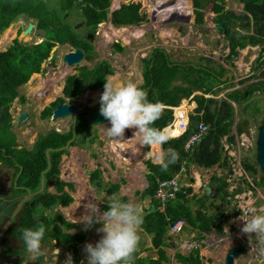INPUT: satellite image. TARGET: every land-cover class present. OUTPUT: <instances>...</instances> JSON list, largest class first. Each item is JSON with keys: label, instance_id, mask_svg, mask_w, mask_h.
I'll return each instance as SVG.
<instances>
[{"label": "trees", "instance_id": "1", "mask_svg": "<svg viewBox=\"0 0 264 264\" xmlns=\"http://www.w3.org/2000/svg\"><path fill=\"white\" fill-rule=\"evenodd\" d=\"M7 3H3V0H0V35L1 33L8 27L10 21L15 19L18 14L25 13L30 17L37 18V28L43 31L45 35V40L41 43L44 44V53L38 58L34 55L33 47L38 45H27L26 43L20 42L17 38H14L13 41L8 42V46L5 50L0 51V162L2 164H10L16 170V173L19 174L18 182L24 184V187H27L31 190L37 189V185L39 184L41 171L47 167V158H46V150L50 149L49 156L51 161L50 170H48L45 176H51L53 178H57V174L59 173L58 163L60 160V153L65 151L64 149L58 150L59 147L65 144V141L72 137V132L68 134H63L64 138H62L54 129L46 130L44 133H41L37 139L32 144V147L25 148L19 145L16 136L10 130L12 116L6 115V109L9 108L11 103L14 101L16 97L20 98V102L24 103L25 98L23 96H19L17 88L23 83L27 82L29 79L30 73L33 71H37L41 63L49 57L50 49L54 45L55 42L63 43L69 42L75 47H82L85 49L88 48L87 42L81 37H76L72 28H66L64 23V13L66 11L73 12L75 10V6L80 5L82 8L81 12L84 14V21L89 27H91V31L94 30L95 25L100 23L102 20H107L109 15L112 17V20L116 23H138L140 21H157V22H176L174 16L167 10L170 8L172 1L177 2L175 5L176 9H179L181 12L190 11L189 5L180 0H144L143 6L144 9L140 10V4L137 3V0H132L129 4H120L124 0H81L82 2H86L83 6L79 2L76 4V0H56L57 5L53 6L51 4L52 0H7ZM197 1V0H196ZM200 1V0H198ZM197 1V2H198ZM243 1V0H242ZM246 1V0H245ZM249 1V2H248ZM257 0H247V3L255 4ZM262 1V2H260ZM114 3V7H110V4ZM142 3V1H140ZM259 3L264 4V0H259ZM195 7L200 6L194 2ZM42 6V8H40ZM262 7L256 9V13L262 11ZM196 11V10H195ZM198 12V11H197ZM109 14V15H108ZM197 14V13H196ZM217 17V15L215 16ZM20 20L23 17H18ZM200 22L201 17L195 19ZM215 23L221 22V19L214 18ZM258 30L261 33H264V22L261 24H256ZM242 27L241 31H238L239 28ZM256 28V29H257ZM249 29L248 24L243 25H226V36L230 41V45L232 48V52L228 55L232 57V54L235 53V48L237 46H244L247 41L254 40V36L243 34V31ZM65 32L67 33V38L64 37ZM116 48L121 50L123 49L119 44H116ZM152 54L153 56L144 58V69L142 72L144 79H155L150 81L149 83L144 81L143 87L146 91H150L149 84L153 83L155 85V81L164 80L165 82H170L175 79H182L187 74L188 71L191 74H195V77H191L187 74V80L195 83H204L201 81L202 75H198L200 72H206L205 70L194 69L193 67L186 68L184 63H173L163 54L156 52ZM164 57L165 59L157 58ZM38 59L40 63L38 62ZM210 61V60H209ZM256 61H260L259 58H256ZM110 66L107 61L103 60L99 65L93 70H89L86 67L81 68V72L79 74L71 75L67 77L66 84L64 87V94L66 96H70L73 92H75L79 87L86 83L95 82V86L104 85L106 81V74L110 73ZM217 75H221V72L216 71ZM264 74V70L260 72V75ZM164 76V77H163ZM214 78L208 80V85L202 84L201 86H206L204 91H213L214 87L217 85L216 82L219 81V76H215L212 74ZM148 83V84H147ZM184 83V82H183ZM260 81L252 82L245 90L243 96H247L251 94L254 90L258 89L257 84ZM182 84V83H181ZM252 88V89H251ZM46 89V88H44ZM60 91V87H52L50 94H57ZM180 92L181 95H188L190 92L188 90H184L181 85L178 87V90L175 92L173 99H169L172 96L169 95L167 104H178L181 95L177 96V93ZM227 97L235 101L236 103H240L242 100L238 99V96L234 95V92L227 93ZM240 98V97H239ZM198 103H203L204 100L208 101V107H212L211 110L208 111V107H204L203 111L204 118L206 120L205 124L207 126V131L203 135L200 143H195L191 145L189 149L184 148L185 141L189 137V135L194 131V125L190 126V128L182 135L173 140H171L168 144L164 145V148L167 149L169 147L175 149L179 153L180 159L174 165L169 167L167 172H162L157 166L150 164L151 174H147L146 178L148 181V186L143 190L142 197L150 196L155 204V211L150 212L145 215L144 223L146 227L149 229L148 232L152 235V241L158 245L162 242V236L166 233V231L170 228L172 224L177 222L178 220H183L185 224H191L193 227L198 228L201 231L209 232L214 225V215L207 214L203 209L205 208V201H207L210 197L204 192L200 197L191 196V199L194 198L196 203L189 204L187 202L186 194L191 192L190 187L181 186L180 190L177 192L176 197L172 200L166 202V206L164 210H159V204L154 197L155 189L157 186V182L160 179H167L172 177V175L179 171L180 166L184 163L186 166H190L192 164L209 168L211 166H218L222 169H228V174L224 176L217 177L215 187L216 198H220L224 202H228L227 196H234L241 192H244L245 187L244 178L239 179L236 183V187L233 190H230V186L235 183L234 178H232L229 182L234 181V183H230L226 181V177H232V171L234 168H231L230 163L228 162V155L225 151H223L221 139L223 136H227V138L233 141V136L230 135V124L232 120V107L231 104L226 102L225 99L217 100L216 98H206L202 95L195 97ZM65 101L63 97H59L53 101L52 106L57 103H61ZM220 102H223L222 105H219ZM233 106V105H232ZM228 107L227 111L224 114L221 113L224 109ZM48 108V107H47ZM46 108V109H47ZM45 109V110H46ZM87 107H84L83 110H86ZM180 109V108H179ZM43 110L40 113V117L42 119H46L48 115L51 114L50 110L44 112ZM199 111V108L196 109ZM178 113V112H177ZM190 116V124L192 120H196L197 118H202L198 113L193 112ZM228 114V115H226ZM87 116L84 112L78 114L76 116V129L78 131H82L83 133L90 134L91 131L89 127V120L87 121ZM227 116V117H226ZM178 123L175 122L174 128H166L165 131L170 135L179 134L182 130H184L185 125V117L184 110L177 115ZM227 119V122L224 120ZM229 119V120H228ZM198 122V121H197ZM209 125H208V124ZM156 127L162 128L163 121L156 122ZM196 129V127H195ZM242 129V125L237 126L236 133L240 132ZM130 133V132H129ZM131 133H133L131 131ZM130 135V134H129ZM132 136V134H131ZM127 140L126 138H124ZM124 140V141H125ZM122 142V141H119ZM223 151V152H222ZM129 153V152H128ZM245 170H252L255 167H251L247 162H244ZM94 171L92 174V181H98L95 185L96 190H102L100 178V174L97 175ZM66 182H61L58 184L57 191L62 190L63 184ZM256 184H264V178L261 175V181L255 180ZM69 188H73V185L68 183ZM106 188V196H112L110 194H117L113 191H116L118 187L105 184ZM214 190V191H215ZM105 196V197H106ZM126 198L123 196V199ZM72 197L66 190H62L61 194H48L46 197L42 198L40 202L45 207H50L51 205L60 202L63 206L69 205L72 202ZM263 199H256V203L260 204ZM196 205V208H192ZM102 210H107V206L104 204L101 207ZM35 207H25L22 209L21 214V224L18 228V232L21 233V229L25 227H33L36 224L37 220L33 217V212ZM52 219H47L46 224L54 222ZM57 220L61 221V225L63 228H69L73 223L61 218L60 216L55 217ZM217 230H221L220 225L216 224ZM62 227L59 224H55L54 230L57 232V241L62 242L65 248L70 252L73 264H87V262H81V259L78 257V247L79 243L86 239L87 233L86 231H79L77 235H67V232L62 230ZM194 264H199V260L196 258H192Z\"/></svg>", "mask_w": 264, "mask_h": 264}, {"label": "rangeland", "instance_id": "2", "mask_svg": "<svg viewBox=\"0 0 264 264\" xmlns=\"http://www.w3.org/2000/svg\"><path fill=\"white\" fill-rule=\"evenodd\" d=\"M140 1H142V3H140ZM143 1L144 0L136 1L137 3L140 4L139 5L140 10L144 9ZM180 1H183L187 5H189V9H191V12L189 11L181 12L179 9H176L175 6L173 5H171V8L167 10L173 14L179 13V16H174V17L179 18L181 20H176V22H173V24L171 25H163V24L147 25L144 23H140L138 25L137 24L128 25L130 26L131 30L139 36L127 42L129 40L128 35L121 34L123 35L124 40L127 42L124 43L125 45H121L119 43L123 48L121 50H117L116 47L111 44V41L110 42L106 41L103 37L101 38L96 37L94 41L91 42L92 53L89 56L92 57V55H94V57L96 56L98 60L105 59L106 61L109 62L114 72L113 74H111V76H108L107 79L116 86L120 84V81L122 83H127L129 81L137 83L139 81L140 84L141 81H143L142 71L145 67L143 58L153 56L152 54L155 53L156 49L158 50L156 52L160 53L161 55L163 54L173 63H177V62L184 63L186 68H189L191 66L197 70L198 69L207 70L208 64L212 66H216L217 69H219V66H223V68H225L226 71H224L223 75L220 77L219 79L220 82H216L215 85L217 86L214 87L211 93L209 91H204V88L206 86L202 87L201 85L202 84L208 85V80L214 78L212 76L213 71H211V73H205L202 71L198 74L203 76L201 81L205 83L202 84L191 82L188 80L185 82L187 74L190 75L191 73H193V72L189 73L188 71H186L187 74L184 76V78L181 79V81L179 80L180 78L172 80L170 82H165L163 79L157 80L155 81V85L153 83H150L149 88L151 91L155 92L156 94L154 95L152 92V97L154 98V101H159L162 104H167L166 101H168L169 95L170 96L174 95L175 92L178 90V87L181 85V87L184 90H188V92L190 93L188 95H186V93L182 94L178 104H167V105H170L172 107L175 106L182 107V105L180 104H183V106L186 105L187 109L185 108V114L187 110H188V115L193 112L201 114L202 121L204 122H206V120L204 118L205 111H203V108L208 107V101L204 100L203 103H198L195 99L196 96L202 95L206 98H216L217 100L225 99L226 102L230 103L232 107V115H231L232 120L230 124L229 134L232 136L236 135L237 126L239 124L242 125V128H244L238 141L234 140L233 142H229L227 140V137L223 138L221 141V143L224 142V149H225L224 151L228 155V162L230 163L231 168H234V170L232 171V177H229L231 179L234 178L235 181V183L234 181H231V183H234L231 190H233L236 187L237 184L236 182L239 179L244 178V180H246L245 187L248 186V188L244 189L245 190L244 192L247 195L245 198H248V196L251 198V196H253L255 197L254 198L255 200L258 198L263 199L261 203H264V184L255 183V180L261 181V175L264 178V172L262 174L259 165L257 163V157H256V141L258 138L259 127L261 126L264 120V90H254V92L248 94L246 97L243 96L246 88L252 82L263 80L262 77L264 76V74L259 75V71L261 69V65H260L261 60L256 61L254 57L258 51L257 49L258 47L251 48V46L246 45L244 48L238 49V53L232 55L231 58L227 59V56L232 52V48L229 41H226L225 38H222V33L216 32L215 28H213L214 25H212L209 20V17L211 15L209 12V7H207L206 5L210 6L211 3L208 2L209 4H206L205 0H200V1L197 0L198 2L196 0H180ZM231 1H242V0H226V4H227L226 6H231L233 9H235V5L232 4ZM7 2H8L7 0H3L4 4ZM129 2L130 0H124V3L126 4ZM194 2L197 3V5L200 4V7L198 6V8H196V11L194 10L195 8ZM53 3L57 5L56 2H52V4ZM245 3L247 5V0L245 1ZM84 4L85 3H83L82 5L84 6ZM40 8H42V6H40ZM197 16L201 17L200 24L198 23L197 20H195ZM29 18L30 17L28 18L23 17L21 20L18 17L15 18L14 22L10 24L9 28L1 33L0 50H5L8 46V42L14 39L13 33L16 29V22L17 21L22 22L24 20L23 22L27 24L31 20ZM73 18L77 20V23H80L78 27H81V29H77L74 26V23L70 24L69 22H65V26L66 28H72L73 31H75L74 35L76 37H81L83 33L86 32L85 27L83 26L84 21H82L85 18L84 14L83 12H80V15L74 14ZM235 18H236L235 20L232 19V15L230 13L224 14L223 15V19L225 20L224 24L230 26L249 24V19L246 13L244 12L238 13V15ZM36 20L37 18L35 19V21ZM103 23L104 22H102L101 24ZM115 27H118V25H115ZM102 28H107V26L104 25L103 27H101L98 24L96 28L97 29L96 33H98L99 30L101 32L108 31L107 29L101 30ZM20 31L22 32L23 30L21 29ZM115 33L117 34L116 31ZM244 33L249 34V32H244ZM41 34L42 31L37 29V30H33L32 33H30L29 39H27V37H25L23 34H18L16 38H18L21 42H25L27 40L29 44H36L40 40L37 37L41 36ZM64 37L67 38L66 32L64 34ZM42 39H45V37H43ZM43 43L33 47L34 55L37 58L44 53ZM73 49L74 48L70 47L68 44L54 43V45L51 47V50H54V52L50 53V55L63 56L65 52ZM157 58H161L163 60L165 59L164 57H159V56H157ZM252 59L255 60L251 62ZM38 62L40 63L39 59ZM66 68L68 67L66 66L64 61H61L60 59H56L53 62H49V60H47L46 58V60L41 63V67L36 72L33 71L30 73L29 80L17 88L19 96L23 95L26 97V103L20 102V98L17 97L11 103L9 108L6 109V115H9L11 117V113L13 114L14 116L12 121L13 124H14L15 116L17 114L20 113L24 114L25 112H27V115H29L28 120L21 122L18 125L12 126V130L20 146H24L25 148L28 146H32L34 141L37 139L38 135L40 133H44L46 130L53 129L55 127H59L61 129L67 128V124L65 123L55 124L51 122L50 119H42L39 116V113L44 105L49 104V102L52 101L54 98L62 95L60 93L58 95L50 94V93L47 94L46 92H43V90L44 88H47V86H50L49 90H51L52 87H57L56 82L62 78L63 76L62 72L65 70L67 71ZM76 70L77 69L71 66L68 70L69 72L68 76H70V74L75 72ZM193 75L195 74H191L190 76L194 77ZM228 78H230V81L228 80ZM65 79H67V77ZM146 80L149 83L150 81L155 79H146ZM259 85H262L263 87L264 81H260V83H258V87ZM102 91L103 89L101 88L100 92ZM232 92H234V95L238 96V99L242 100L240 103H236L235 101H232L227 97V93H232ZM40 93L47 94L45 97H43L42 100L43 102H40L41 101L40 99L42 98L40 99L38 98L37 94ZM98 96L100 95H97V97ZM80 99L81 98H79L76 102H80ZM169 99L172 100L173 96ZM222 104L223 102L219 103V105ZM197 108H199L198 112L196 111ZM211 108L212 107H208V111L211 110ZM227 109L228 107H226L225 110L221 109L223 110L221 113L224 114L225 112H227L230 115V112L227 111ZM47 110H50L53 116V112L55 109L52 108V106H49L44 112H46ZM85 117L88 121L89 116H85ZM225 121L227 122V119ZM91 126L92 124L90 123L89 127ZM92 129L95 131V126H93ZM129 130L131 131L132 129ZM125 137H126V131H125ZM113 141L115 143L117 142V140H113ZM113 141H111L112 150L118 153L117 154L118 156H121V154L124 153L130 155L126 150L129 148L128 146H124L123 144L119 143V141L117 142V144H115L113 143ZM139 148L144 150L145 146H139ZM74 150L75 149L71 151ZM121 150L123 153L121 152ZM137 154H140L139 156L141 157V153L138 152L134 154L135 159H137ZM105 160L109 163V166L111 168L109 170V174H106L107 178H109L110 180L117 179L119 182L121 181L122 183L125 181V183L130 184L125 192L131 195L132 192H135L133 190L136 187L139 188L141 186L140 178H142V175L140 177L139 173L132 174V171L134 170H131L130 167L136 169L137 171L143 172L145 170V167H147L146 163L148 162V160H143V162H139L138 160H136L138 161L137 168H134L131 165V163H134L131 161H123L120 167H118L116 164H115L116 166L113 167V162L109 157H107ZM244 162H247L252 168L253 167L255 168H253L252 170H245ZM3 167L6 166L3 165ZM10 168L14 169L12 165ZM217 170H220V172H224V174H228V169H222V168L220 169V167L218 166H215L211 168L209 171H206L205 168L197 165H192L191 169H189L187 173L191 171H198L200 172V174L209 173V175H211V174H216ZM96 174L99 175L100 173L96 172ZM126 177L129 178L130 180L129 182H127ZM178 182L180 186H182L180 179H178ZM123 187L125 186L123 185ZM93 188H95L94 184H93ZM98 191H102V190H98ZM236 204L238 205L239 203L237 202ZM243 206L244 205L242 204L237 207L240 208Z\"/></svg>", "mask_w": 264, "mask_h": 264}, {"label": "crops", "instance_id": "3", "mask_svg": "<svg viewBox=\"0 0 264 264\" xmlns=\"http://www.w3.org/2000/svg\"><path fill=\"white\" fill-rule=\"evenodd\" d=\"M255 5H258V7L254 8L253 10L254 18L252 25L257 28V23L261 24L264 22V4H259V0H257L255 2ZM259 7H262V11L256 13L255 10ZM13 20L10 21V24L13 22ZM10 24L5 30L9 28ZM17 28L18 26H16V29L13 33V38L15 37ZM103 60L105 61V59L98 60L96 56L91 57L86 53L83 55L80 63L72 65L73 68L77 70L71 73L70 76L79 74L82 67L93 70V68H96ZM107 63L109 64L108 61ZM66 66L68 68L71 67L69 65ZM110 70L111 72L106 74L105 76L106 81H108V76H111V74H113L114 72L112 68ZM262 70H264V59H262L260 71ZM68 73L69 72H67L66 70L63 71L62 78L56 82V85L60 87V91L55 95H58L59 93L62 95L56 98H54V95L53 98L56 100L59 97H63L66 102L77 104L78 108L80 109H84V107H87L85 111H87V115L90 117V119H92V114L100 108L99 96L97 97V95H100L103 92H100L101 88L103 89V85H99L96 87L95 82L92 81L91 83H86L79 87L70 96H66L63 90L67 80L65 78L68 77ZM179 80L181 81V79ZM144 81L146 82V79H144ZM120 84H122V82ZM49 87L50 86L44 89L43 92H46L47 94L50 93L51 90H49ZM256 90H264V86L262 87V85H259L258 89ZM152 92L153 91L151 90L147 91L148 99L152 102H156L152 97ZM40 94L38 95L39 99ZM153 94L156 95L155 92H153ZM180 95L181 93L178 92L177 96ZM23 97L26 99L25 96ZM79 98H81L80 102H76ZM54 99L52 101H54ZM24 103H26V100ZM179 108L182 107H172L165 104L166 110L162 118L157 121H163V130L166 127L174 128L176 125L175 122H179L177 117V112L180 110ZM198 115L201 116V114ZM190 116H192V114L188 115V110L185 114L184 108V117L188 129L193 125L195 129L197 123L199 121H202V118L192 120L190 124ZM53 129L56 130L55 132H57L62 138H64L63 133L59 132L57 128ZM131 131L134 132V129H132ZM131 131L129 130L130 133ZM89 132L91 134L90 136L80 134L79 140L77 141V144L75 146H69L67 139L65 141V144L58 148V150L64 149L65 151L60 153V160L58 163L59 173L57 174V180L58 182L60 181V183L58 184H61V182H66L62 186V190L68 191L73 199L69 205L63 206L60 202H57L50 207H45L40 202V200L46 197L48 194H61L62 191H57V183L50 185L45 184V180H47V178L44 173L46 172V169L51 166L49 156L50 149L46 150L47 167L41 171L40 181L37 185V189L35 190L24 187L23 183L18 182L20 173H16L15 169H11L10 164H2L0 162V210H3L4 208L6 210V208H8L7 212L2 217V233L0 230V264H56V257L52 254L54 248L60 249V255L57 258V264H63L64 260L67 258V254H69L70 252L65 248L62 242H58L56 239L57 232L54 230V226L55 224H59V226L62 227V225L61 221L57 220L55 217L60 216L61 218L74 224L69 228L62 227V230L64 232H68L71 229H74L75 232L72 235H77L79 231H84L83 226L80 223L75 222L79 219V216L84 213L85 209L83 205L89 200H103V202H95L97 203L101 211H105L101 209L102 205L105 204L107 206V201L109 199V196H106L105 194L107 188L105 184L109 185L111 188H114L112 186L116 185L118 189L113 192L117 193L122 199L123 196H125L126 198H124V200L137 198L134 199V202L140 205L143 209V224L140 231L141 240L139 249L135 253L133 264H194L192 258H197L199 260V264H203L204 262L208 264H224L225 255L232 247L237 248L239 251L238 256L233 258V264H261V259H258L256 255L257 245L255 243L250 244L248 236L242 235L240 233V228L243 222L239 219V216L241 215L240 209H243L249 205H253L257 207L258 210L264 211V203L260 202V204H257L256 200L254 199L255 197L253 196H251V198L249 196L248 198H245L247 196L245 192H241L234 196H227L228 202H224L220 198H216L217 191L213 186H217V177L226 175L224 174V172H220V170H217L216 174L211 175H209V173L200 174V172L198 171H191L187 173L188 170L191 169V166L194 164L190 166H186L184 163L181 164V168H183L184 172L176 171L172 176L177 175L178 179L181 180L182 186L191 188V192L186 194L187 202L189 204L196 203V200H194V198L191 199V196L194 195V197H200L207 185L212 187V192L213 190H215L213 193H211V195H209L210 198L205 201V208L203 209V211H205L207 214L214 215L215 223L214 225H212V228L209 232L201 231L198 228L193 227L191 224H184L183 230L180 233H174L169 228L162 236V242L156 245L152 241L153 234H150L148 232L149 229L144 223L145 215L149 214L153 210L155 211V204L152 198L150 196L144 198L142 197L143 190L148 186V181L146 178L147 172H145V170L143 172L137 171L136 169H133L129 166L131 170H134L132 171V174L139 173L140 177L142 175V178H140V185L143 187L140 186L139 188H135L140 189V193L137 197L134 196V192H132L131 195L125 192L130 185L129 183H125V181L122 183L117 179L110 180L106 175L109 174V170L111 169L109 163L105 160L107 157L112 160L113 167H115L116 165L120 167L123 162L119 160V157L117 155L118 153H115L110 148L109 143L113 140L108 138L105 134H102V131L99 132L102 135H95L96 133L94 130H91ZM129 132L126 133V137L129 136ZM181 132L182 134L184 133L183 130ZM181 132L178 135L172 137L177 138L178 136L182 135ZM98 136L100 137L97 138ZM91 137L94 138L90 140ZM239 138L240 137L237 134L233 136V139L236 141H238ZM121 143H123L124 146L129 147L126 150L131 156H133L134 159V161L133 159L131 160V162H134L131 163V165L134 168H137L138 161L143 162V155L149 150L148 147L145 146L144 150L139 148L140 145H137L136 139L134 137H130V139L122 141ZM17 147L20 148L21 146L18 145ZM31 147L32 146H28L27 148L30 149ZM137 148L139 149V153H141V157L139 156L140 154H137V159H135L134 153L137 151ZM73 149L75 150L71 151ZM158 151L159 149H154V155L158 153ZM121 158H123V154H121ZM150 164L153 163L148 160V162L146 163L148 169H150ZM3 165H5L6 167H3ZM215 166L216 165L205 169L206 171H209ZM96 170L100 171V178L102 179L100 180L102 191L96 190L97 186L95 184L98 181L91 180L92 174ZM230 179L231 178L226 177L227 182H229ZM126 180L127 182L130 181L128 177H126ZM212 181H215L216 183H213ZM68 183L72 184L73 188H69ZM230 183L231 182H229V184ZM93 184L95 185V188H93ZM123 185L125 187H123ZM135 189L133 191H135ZM229 189H232V185ZM24 196L26 201L21 202V199H23ZM237 202L239 203L238 205L236 204ZM241 203L244 206L238 208L237 206L242 205ZM25 207H35L33 217L37 220V222L36 224H34V226L39 223H44L47 228L45 238L42 241V248L45 252V255L35 262H30L29 254L25 251L24 245L19 240L21 233L18 232V228L21 224L22 209ZM196 207L197 206L194 205L192 208L194 209ZM16 208L19 209L12 217L10 214L14 212ZM216 215L220 216V218H216ZM52 217H54V222H48L46 224L45 222H47V219H52ZM216 224L220 225L221 230H217ZM98 227H100V225L94 223L93 226L88 231H86V239L79 243V246L77 244L78 257L81 259V262H87L86 253L83 251L85 243H92L94 245L103 235V233H98L96 231ZM189 240H196L197 242H199V246L197 248L185 250L182 247V243Z\"/></svg>", "mask_w": 264, "mask_h": 264}, {"label": "clouds", "instance_id": "4", "mask_svg": "<svg viewBox=\"0 0 264 264\" xmlns=\"http://www.w3.org/2000/svg\"><path fill=\"white\" fill-rule=\"evenodd\" d=\"M205 1L206 4L211 3L215 5V8L212 11H210V13L213 12L215 13L213 18H215V16L218 15L217 17L221 19V22L219 23H215L214 21V23L212 24V22L210 21L211 24L214 25L213 28H215L216 32L219 31V29L216 28V24L225 25L224 24L225 20L223 19V15L228 13H230L232 15V19L235 20L236 19L235 17L238 15V13L244 12L246 13L249 19V23L252 24L254 18L253 10L254 8L258 7V5L250 4V3H247L246 5L245 1H231V3L235 5V9H233L231 6H226L227 5L226 0H205ZM175 3L177 2L175 1L171 2L173 6L176 5ZM259 4L262 5V3ZM196 8L198 7H195L194 10H196ZM188 11L189 10H187L186 12ZM189 12H191V9ZM171 14L173 16H179V13L176 14L171 13ZM174 18L176 20H181L176 17ZM30 23L33 24V27L28 33H24L28 24ZM30 23L25 24V22L17 21L16 26H18V28L16 30L14 38H16L18 34H23L25 37H27V39H29L30 33H32L33 30L39 29L37 28V20L36 21L34 20ZM198 23L200 24V22ZM78 25H80V23H74V26L77 29H81V27H78ZM97 25L98 24H96L94 30L91 31V27H89V25H87L86 22H84L83 26L85 27L86 32H88L92 36L89 38L86 37L87 33L85 32L83 33L81 38L87 42L89 49H85L82 47H75L69 42H63L60 44H68L70 47H73L74 49L81 48L84 54L87 53L88 55H90L92 53L91 42H93L96 37L97 38L103 37L106 41L109 42L111 41V44L116 47V44L120 43L121 45H125L124 43H127L139 36L131 30L130 26L128 25L120 26L113 21H108L106 23L99 24V26L101 27L106 25L107 28H102L101 30L107 29L108 31L101 32L99 30L98 33H96ZM115 25H118V27H115ZM21 29L23 30L22 32L20 31ZM115 31L117 32V34L115 33ZM121 34H127L129 40L126 42L124 40L123 35ZM43 37H45V35L43 34L42 31L41 36L37 37L40 40L35 45H38L41 42H43L45 40L42 39ZM22 43H26L27 46L28 42L26 40L25 42ZM55 43H59V42H55ZM28 45L31 46L33 44L28 43ZM73 50H69V51H73ZM53 52L54 50L50 49V53ZM50 53H49V57L54 56V55H50ZM49 57L47 58V60H49ZM60 57H61L60 60L62 61V56ZM92 57H94V55H92ZM255 59H252L251 62H253V60ZM260 60L262 63V59ZM205 71L208 73H211V71H213L212 74H214L215 76H219L220 79V77L223 75V72L226 70L225 68H223V66H219V69H217L216 66H212L208 64V69ZM216 71L221 72V75H217L215 73ZM260 72L261 71H259V75ZM193 76L195 77V75ZM263 77H262L263 80H259V81H264ZM228 80L230 81V78H228ZM186 81L187 78L185 82ZM99 104H100L99 112L109 122L110 126L105 127L103 125H99L98 127H100L103 134H105L108 138L117 141H124L125 131L128 129H134L133 137H135L137 145L147 146L149 149L143 155L144 160L151 161L153 165L157 166L162 172H167L171 165H174L178 162V160L180 159L179 153L171 147L167 149L164 148V145L168 144L171 140L175 139L172 136H176L178 134L170 135L162 128L155 126L156 122L162 118L166 110L165 104H162L159 101L156 102L150 101L148 99V93L143 87L132 81H129L127 83H122L119 86H115L110 81H105L103 85V92L99 96ZM199 123L205 124L204 121H199L194 131L197 130ZM243 129L244 128H242V130L238 132L240 134L236 133L239 137L241 136ZM187 130L188 127L186 123L184 125V130H183L184 133ZM227 140L229 142H232L228 138ZM222 147L224 149V142H222ZM154 149H159L158 153H156L155 155L153 153ZM138 152L139 149L137 148L136 153ZM256 157H257V144H256ZM180 170H181V166L179 172H182ZM145 172L151 174L150 172H148L147 167H145ZM95 201L103 202V200H89L87 203L83 205L85 209L84 213L80 215L79 219L75 222V223H80L83 226L84 231H88L93 226L94 223L99 224L100 227H98L96 231L98 233H103V235L94 245L92 243H85L83 251L86 253L87 264H133L134 256L139 249V244L141 240L140 231H141V226L143 224V216H144L142 207L137 203H135L134 199L130 198L128 200H124L118 194H113L108 199L107 210L105 211H101ZM240 211H241V215L239 219L243 222L240 228V233L242 235L248 236L250 244L255 243L257 245V249H256L257 258L261 259V264H264V211L258 210L257 207L253 205H249L243 209H240ZM20 231L21 234L19 240L24 245L25 251L29 254L30 262H35L38 259H40L42 256H44L45 252L42 248V241L44 240L47 231L46 225L44 223H39L33 227L22 228ZM74 232L75 230L71 229L70 231L67 232V235H72L74 234ZM52 254L56 257V264H57V258L60 255V249L54 248ZM63 264H72L70 253L67 254V258L64 260Z\"/></svg>", "mask_w": 264, "mask_h": 264}, {"label": "bare ground", "instance_id": "5", "mask_svg": "<svg viewBox=\"0 0 264 264\" xmlns=\"http://www.w3.org/2000/svg\"><path fill=\"white\" fill-rule=\"evenodd\" d=\"M54 1H56V0H52L51 1V4H52V2H54ZM132 0H130V2H131ZM79 2L81 3V5L83 4V3H85L86 4V2H82L81 0H76V4H79ZM129 2V3H130ZM122 4H126V3H124V1L123 2H121ZM120 3V4H121ZM129 3H127V4H129ZM84 4V5H85ZM53 6H55L54 4H52ZM115 6V4L114 3H111L110 4V6H109V8L110 7H114ZM81 10H82V8L80 7V5H78V6H75V10L73 11V12H68V11H66L65 13H64V23L65 22H69L70 24H73V23H77V20L76 19H74L73 18V15L74 14H79L80 15V12H81ZM109 15V14H108ZM28 15H26L25 13H20V14H18L17 15V17H26V18H28V17H30V16H28ZM17 17H15V18H17ZM29 19H31L30 20V22H32V21H34L36 18H34V17H30ZM24 21V20H23ZM22 21V22H23ZM82 21H84V19L82 20ZM105 21H113L112 20V17L109 15V17H108V19L107 20H102L100 23H98V24H101L102 22H104V23H106ZM29 22V23H30ZM85 22V21H84ZM83 22V23H84ZM114 22V21H113ZM171 22V23H170ZM170 22H155V21H140V22H138V23H129V24H124V23H117L118 25H132V24H140V23H144V24H147V25H160V24H163V25H171V24H173V22L174 21H170ZM248 26H249V29L248 30H246V31H243V34H245L244 32H249V34L248 35H252V36H254V40L253 41H251V40H249V41H247V43L244 45V46H237L236 48H235V53H233L232 55H235L236 53H238V49H241V48H244L246 45H249V46H251V48H253V47H258L257 49H258V51H257V53H256V55L254 56L255 58H259V59H264V33H261L260 32V30H258V29H256V27L254 26V25H252V24H248ZM242 30V27H241V29H238V31H241ZM162 32V31H161ZM219 32H221L222 33V38H225V40L226 41H229V39L227 38V36H226V25H223V26H221V28L219 29V31H218V33ZM229 43H230V41H229ZM146 58V57H145ZM229 58V56H227V59ZM144 59V58H143ZM226 59V60H227ZM210 60V59H209ZM41 67V66H40ZM67 69V72H68V68H66ZM116 76V75H115ZM115 80V79H114ZM121 83V82H120ZM136 83V82H135ZM138 83V85H143V83H144V80L143 81H141V83L139 84V81L137 82ZM48 85V84H47ZM45 86H46V83H45ZM48 87V86H47ZM37 95H39V94H37ZM47 94H45L43 97H45ZM42 100H43V98H42ZM40 101V102H43V101ZM52 101H50L49 102V104H46V105H44L43 106V108H42V110L40 111V113L43 111V110H45L47 107H49V106H52ZM63 104H67V105H69L70 103H68V102H66V101H62L61 103H57L56 105H54V106H52V108H54V109H56V107H57V105H63ZM184 108H186L187 109V107H186V105L185 106H183V104H182V108H180V110L178 111V113H177V115H179L183 110H184ZM82 112H84L86 115H87V111H85V110H83V109H80V108H77L76 110H73V111H70V112H67L66 114H64V115H59V116H54V112H53V116H52V112H51V114L50 115H48V117L46 118V119H50V121L51 122H53V123H55V124H57V123H65V124H67V128H65V129H61V128H59V127H55V128H57L58 129V131L59 132H61V133H63V134H68L69 132H72V137L71 138H69L68 139V144H69V146H75L76 144H77V141L79 140V137H80V134H84V135H86V136H90L91 134H86V133H83L82 131H78L77 129H76V116L78 115V114H80V113H82ZM40 113H39V116H40ZM22 115V113H20V114H17L16 116H15V120H14V124H13V118H14V116H13V114L11 113V116H12V120H11V126H10V130L12 131V133L14 134V132H13V130H12V126H14V125H18L19 123H21V122H24V121H26V120H28V118H29V115H27V116H25V117H22L19 121L17 120L18 119V117L19 116H21ZM88 116V115H87ZM88 119H89V123H91L92 124V126L90 127V129L91 130H93L92 129V127L93 126H95V135H102V134H100L99 132H101V129H100V127H98L99 125H103V126H105V127H107L108 125H110L109 124V122L107 121V120H105L104 122H102V123H98V124H96V123H94L93 121H92V119H90V117H88ZM91 120V121H90ZM167 128V127H166ZM165 128V129H166ZM169 128V127H168ZM165 129H164V131H165ZM129 132V129L128 130H126V133H128ZM41 134V133H40ZM39 134V135H40ZM131 134H132V136H131ZM15 135V134H14ZM38 135V136H39ZM100 136H98L97 138H99ZM130 137H133V133H130V135L129 136H127V137H125L127 140L128 139H130ZM225 137H227L226 135L225 136H223L222 137V139L223 138H225ZM94 137H91L90 138V140L91 139H93ZM135 138V137H134ZM222 139H221V141H222ZM118 142V141H117ZM117 142L115 143L114 141H113V143H115V144H117ZM119 143H121V142H119ZM197 143H200V141L199 142H197ZM121 144H123V143H121ZM109 145H110V148L112 149V142H110L109 143ZM120 145V144H119ZM131 147V146H130ZM121 152H122V150H121ZM116 153V152H115ZM123 153V152H122ZM129 154V153H128ZM130 155H127L126 153H124L123 154V158H121V156H118L119 158H121V159H119V160H121V161H127V160H129V161H131V158L133 159V157L132 156H130ZM50 168V167H49ZM49 168H47L46 169V172L48 171V170H50ZM46 172L44 173V174H46ZM148 172H150L151 173V171H150V169H148ZM146 174H148V173H146ZM49 177H51V176H49ZM47 178V177H46ZM54 179V180H53ZM58 177L57 178H53V177H51L49 180H53L54 181V184L55 183H57L58 182ZM46 181V184L48 183V179L47 180H45ZM58 183H60V181L58 182ZM58 183H57V186H58ZM50 185V184H49ZM63 208V207H62ZM65 211V210H64ZM69 213V212H68Z\"/></svg>", "mask_w": 264, "mask_h": 264}, {"label": "water", "instance_id": "6", "mask_svg": "<svg viewBox=\"0 0 264 264\" xmlns=\"http://www.w3.org/2000/svg\"><path fill=\"white\" fill-rule=\"evenodd\" d=\"M221 26H223L222 24H216L217 28H221ZM33 27V24L30 23L28 24L26 30L24 33H28L31 28ZM84 52L81 48H75L73 51H68L66 53L63 54L62 56V61H64L65 64L67 65H72V64H77L81 61V59L83 58ZM61 57L59 55H54V56H50L49 57V62H53L56 59H60ZM45 95V93L40 95V98H43V96ZM78 108V105L75 103H70L69 105L67 104H63V105H57L56 109L54 110V116H59V115H64L67 112L76 110ZM27 116V112H25L24 114H22L21 116L18 117V121L22 118ZM92 121L96 124L98 123H102L104 122L106 119L100 114L99 109L94 112L92 114ZM257 144V160L259 163V168L261 169L262 172H264V120L261 124V126L259 127V132H258V138L256 141ZM42 181H43V176H42ZM46 184V181H45ZM214 192V190H213ZM212 192V187L207 185L204 189V193L207 195H211ZM140 193V189H136L134 192V196L137 197ZM26 201L25 200V196L23 199H21V202ZM19 209V208H18ZM17 208L15 209L14 212H12L10 215L13 217L15 215V212L18 210ZM8 208H5L2 210H0V230L2 233V227L1 225L3 224L2 222V217L5 215V213L7 212ZM216 218H220V216L216 215ZM238 249L235 247H232L228 250V252L225 255V260H224V264H233V258L238 256Z\"/></svg>", "mask_w": 264, "mask_h": 264}, {"label": "built area", "instance_id": "7", "mask_svg": "<svg viewBox=\"0 0 264 264\" xmlns=\"http://www.w3.org/2000/svg\"><path fill=\"white\" fill-rule=\"evenodd\" d=\"M206 131H207V126L203 123H199L197 130L194 131L186 140L184 144V148L189 149L191 145H194L195 143L199 142L202 139L203 135L206 133ZM180 171L184 172L183 168H181ZM180 188L181 186L178 182L177 175L167 179L158 180L154 197L156 198L159 204V210L161 211L164 210L166 206V202L174 199ZM184 224L185 222L183 220H178L177 222H175L170 226V229L174 233H180L183 230ZM198 246H199V242H197L196 240L184 241L182 243V247L185 250L197 248ZM203 264H208V263L204 262Z\"/></svg>", "mask_w": 264, "mask_h": 264}, {"label": "flooded vegetation", "instance_id": "8", "mask_svg": "<svg viewBox=\"0 0 264 264\" xmlns=\"http://www.w3.org/2000/svg\"><path fill=\"white\" fill-rule=\"evenodd\" d=\"M204 5V4H203ZM206 5V4H205ZM207 7H209V12L210 11H212L214 8H215V5H213V4H211L210 6L209 5H206ZM212 14V15H211ZM214 12L213 13H210V17H209V20L212 22V24L214 23V18H213V16H214ZM87 34H86V37H91L92 35L91 34H89L88 32H86ZM68 70H69V68H68ZM47 179H48V183L46 184V185H49V184H54V179L53 180H49L50 178H49V176H47ZM58 183V182H57Z\"/></svg>", "mask_w": 264, "mask_h": 264}]
</instances>
